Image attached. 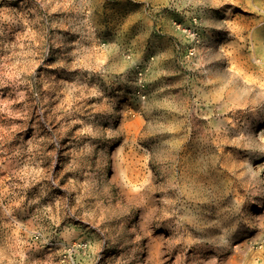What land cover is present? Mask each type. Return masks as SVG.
Returning a JSON list of instances; mask_svg holds the SVG:
<instances>
[{
  "label": "clouds",
  "instance_id": "clouds-1",
  "mask_svg": "<svg viewBox=\"0 0 264 264\" xmlns=\"http://www.w3.org/2000/svg\"><path fill=\"white\" fill-rule=\"evenodd\" d=\"M0 264H264V0H0Z\"/></svg>",
  "mask_w": 264,
  "mask_h": 264
},
{
  "label": "rangeland",
  "instance_id": "rangeland-1",
  "mask_svg": "<svg viewBox=\"0 0 264 264\" xmlns=\"http://www.w3.org/2000/svg\"><path fill=\"white\" fill-rule=\"evenodd\" d=\"M111 7H112V10H113V17L114 18L118 17V16H123L128 11V6L127 5H121L119 2L113 3L111 5ZM160 39L163 42L164 37L161 35ZM33 115H34V119H33V121H30V124H34L35 123V109H33ZM136 124H138V121L129 124L128 127L129 128H133ZM31 130L32 129H30V132H31Z\"/></svg>",
  "mask_w": 264,
  "mask_h": 264
}]
</instances>
